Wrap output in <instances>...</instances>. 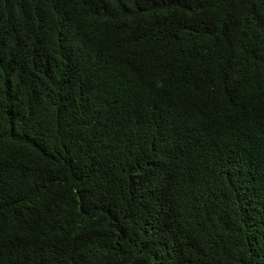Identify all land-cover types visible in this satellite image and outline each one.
<instances>
[{"label": "trees", "instance_id": "obj_1", "mask_svg": "<svg viewBox=\"0 0 264 264\" xmlns=\"http://www.w3.org/2000/svg\"><path fill=\"white\" fill-rule=\"evenodd\" d=\"M0 264H264V0H0Z\"/></svg>", "mask_w": 264, "mask_h": 264}]
</instances>
